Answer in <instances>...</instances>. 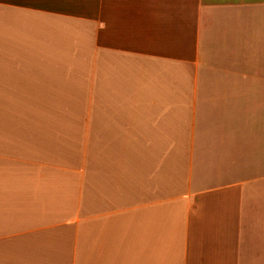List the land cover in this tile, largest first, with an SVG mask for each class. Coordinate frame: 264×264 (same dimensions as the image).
I'll use <instances>...</instances> for the list:
<instances>
[{
    "label": "crops",
    "instance_id": "1",
    "mask_svg": "<svg viewBox=\"0 0 264 264\" xmlns=\"http://www.w3.org/2000/svg\"><path fill=\"white\" fill-rule=\"evenodd\" d=\"M0 264H264V0H0Z\"/></svg>",
    "mask_w": 264,
    "mask_h": 264
}]
</instances>
